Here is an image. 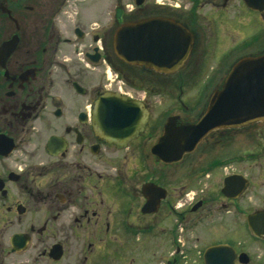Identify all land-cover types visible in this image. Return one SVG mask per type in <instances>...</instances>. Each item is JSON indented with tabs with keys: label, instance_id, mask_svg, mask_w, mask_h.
<instances>
[{
	"label": "flooded vegetation",
	"instance_id": "obj_1",
	"mask_svg": "<svg viewBox=\"0 0 264 264\" xmlns=\"http://www.w3.org/2000/svg\"><path fill=\"white\" fill-rule=\"evenodd\" d=\"M236 1L264 22L242 0H0V264H264V158L236 142L264 120L215 129L177 161L152 151L168 124L208 107L175 98L155 117L156 98L181 88L201 53L224 52ZM147 19L189 37L176 70L116 54V32ZM259 36L247 56L264 52ZM106 93L147 111L123 143L94 130ZM199 144L218 151L202 158Z\"/></svg>",
	"mask_w": 264,
	"mask_h": 264
},
{
	"label": "water",
	"instance_id": "obj_2",
	"mask_svg": "<svg viewBox=\"0 0 264 264\" xmlns=\"http://www.w3.org/2000/svg\"><path fill=\"white\" fill-rule=\"evenodd\" d=\"M252 10L263 11L264 0H242ZM142 0H136L141 4ZM190 39L176 23L147 19L126 25L116 32V54L129 63L165 64L176 70L186 58ZM118 93H106L94 103L93 126L97 134L110 143H123L140 132L147 111L142 103L129 98H118ZM264 120V52L244 56L230 67L221 86L210 96L208 107L198 121L174 127L167 125L159 143L152 151L162 160L177 161L183 153L194 150L209 132L219 128L240 127ZM166 146L169 157L162 156ZM240 176L236 177L239 179ZM229 180L225 179L224 191ZM239 181V180H238Z\"/></svg>",
	"mask_w": 264,
	"mask_h": 264
},
{
	"label": "rangeland",
	"instance_id": "obj_3",
	"mask_svg": "<svg viewBox=\"0 0 264 264\" xmlns=\"http://www.w3.org/2000/svg\"><path fill=\"white\" fill-rule=\"evenodd\" d=\"M125 4L134 5V0H123ZM237 1L235 2L233 19L234 25L232 30H230L229 38L224 43V52H220L219 50L211 53L208 51L199 56L200 67L198 70H193L189 76H187L186 80L182 84L181 88L177 86H173L168 88L164 94V96L156 98V109H155V117L161 116L163 110L171 109L172 102L175 98H183L184 100L188 101L189 106H192L193 102L201 100L200 105L197 106L195 110H201L204 103L210 98L211 94L218 89L219 81L210 82L213 78H216L217 74L219 77L222 78L226 75V72L229 71V65L233 64L234 59L247 56V54L251 52H256L254 49L259 50L260 48H256L249 44V39L252 36H259L260 31L264 30V22L258 16L257 13L247 9L243 5H236ZM260 37V36H259ZM237 48L234 50V48ZM237 50V51H236ZM258 54V53H257ZM251 56V55H250ZM202 58V60H201ZM228 70V71H227ZM171 107V108H170ZM189 108V107H188ZM163 114V113H162ZM194 115V114H193ZM192 118V116H190ZM259 129L255 128L252 129V137L247 138H236L237 144L240 146L250 145L249 141H252V148H253V159H262L264 158V152L259 150L257 146L263 142L262 134L264 136V130L260 127ZM210 136L205 139L206 142H211ZM203 142L202 143H205ZM199 144L197 148L198 152L200 150L203 151L201 157L202 158H213L216 155V149H207L208 145ZM228 151V147H227ZM255 163V162H254ZM257 167L253 164V175L256 174Z\"/></svg>",
	"mask_w": 264,
	"mask_h": 264
}]
</instances>
